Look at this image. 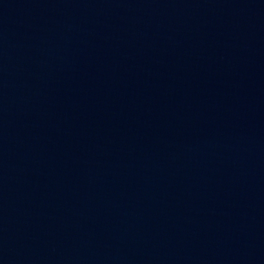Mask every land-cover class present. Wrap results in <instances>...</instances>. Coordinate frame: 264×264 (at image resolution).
Masks as SVG:
<instances>
[{
	"label": "water",
	"instance_id": "water-1",
	"mask_svg": "<svg viewBox=\"0 0 264 264\" xmlns=\"http://www.w3.org/2000/svg\"><path fill=\"white\" fill-rule=\"evenodd\" d=\"M0 264H264V0H0Z\"/></svg>",
	"mask_w": 264,
	"mask_h": 264
}]
</instances>
